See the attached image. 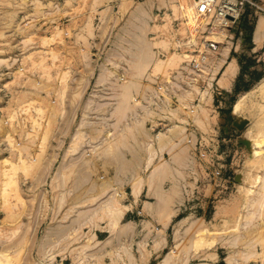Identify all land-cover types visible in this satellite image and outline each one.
Instances as JSON below:
<instances>
[{
    "label": "rangeland",
    "instance_id": "obj_1",
    "mask_svg": "<svg viewBox=\"0 0 264 264\" xmlns=\"http://www.w3.org/2000/svg\"><path fill=\"white\" fill-rule=\"evenodd\" d=\"M197 3L0 0V264H264V79L194 75Z\"/></svg>",
    "mask_w": 264,
    "mask_h": 264
},
{
    "label": "crops",
    "instance_id": "obj_2",
    "mask_svg": "<svg viewBox=\"0 0 264 264\" xmlns=\"http://www.w3.org/2000/svg\"><path fill=\"white\" fill-rule=\"evenodd\" d=\"M262 18L256 9L247 5L241 21L228 31L218 57L221 68L216 81L220 95H247L264 79V40L260 43L256 40ZM230 258L228 253L226 264H230Z\"/></svg>",
    "mask_w": 264,
    "mask_h": 264
},
{
    "label": "built area",
    "instance_id": "obj_3",
    "mask_svg": "<svg viewBox=\"0 0 264 264\" xmlns=\"http://www.w3.org/2000/svg\"><path fill=\"white\" fill-rule=\"evenodd\" d=\"M197 1L196 13L203 19V24L199 30L196 45L190 41L186 42V45L189 47V52L191 49H194L187 56L190 58L187 64L189 69L195 73L194 75L198 76V78H203L205 72L208 70V64L214 58L218 61L220 47L224 43L212 40V36L215 33H220L221 30H225L228 33L229 30L241 21L247 5H251V3L249 0ZM210 74L211 77L213 74L212 72ZM198 78H194L196 79V83L200 81L206 84L203 79L198 80Z\"/></svg>",
    "mask_w": 264,
    "mask_h": 264
},
{
    "label": "bare ground",
    "instance_id": "obj_4",
    "mask_svg": "<svg viewBox=\"0 0 264 264\" xmlns=\"http://www.w3.org/2000/svg\"><path fill=\"white\" fill-rule=\"evenodd\" d=\"M11 141V140H10ZM10 146V145H9ZM18 150V149H17ZM24 150V149H23ZM16 151V150H15ZM20 153V152H19ZM22 157V156H21ZM29 157H30V155H29ZM27 158V157H26ZM18 160V159H17ZM25 160V159H24ZM21 161V160H20ZM2 162V161H1ZM29 162V161H28ZM7 163V162H6ZM21 163V162H20ZM26 163H27V161H26ZM2 165V164H1ZM13 165V164H12ZM26 164H25V162H24V166H25ZM23 166V165H22ZM14 168V167H13ZM28 168H30V167H28ZM14 169H16V168H14ZM26 169H27V167H26ZM8 170V169H7ZM19 170V169H18ZM4 171V170H3ZM2 171V172H3ZM9 171V170H8ZM12 171V170H11ZM14 171V170H13ZM17 173V172H16ZM3 174H5L4 172H3ZM12 173H10V175H11ZM9 175V174H8ZM14 175V174H13ZM5 176V175H4ZM4 176H2V177H4ZM6 176H7V174H6ZM4 179H6L5 177H4Z\"/></svg>",
    "mask_w": 264,
    "mask_h": 264
}]
</instances>
